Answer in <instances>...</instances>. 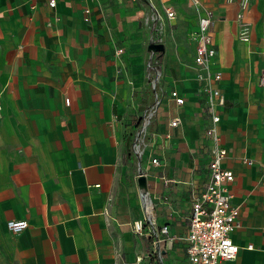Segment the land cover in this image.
<instances>
[{"label":"crops","instance_id":"1","mask_svg":"<svg viewBox=\"0 0 264 264\" xmlns=\"http://www.w3.org/2000/svg\"><path fill=\"white\" fill-rule=\"evenodd\" d=\"M48 2L0 0V264H135L138 257L157 264L151 241L132 228L143 216L130 143L152 102L145 97L150 10L137 0ZM152 2L175 14L161 34L160 72L172 77L159 84L141 164L153 218L173 239L163 264H187L191 202L208 177L207 98L190 39L207 12L216 49L210 65L226 100L218 125L223 168L234 174L229 189L241 221L232 234L238 255L220 264H264V0ZM171 90L182 107L169 100ZM175 116L181 124L171 129ZM8 221L27 227L13 233Z\"/></svg>","mask_w":264,"mask_h":264},{"label":"built area","instance_id":"2","mask_svg":"<svg viewBox=\"0 0 264 264\" xmlns=\"http://www.w3.org/2000/svg\"><path fill=\"white\" fill-rule=\"evenodd\" d=\"M51 8L55 7V0H48ZM147 6L150 14L144 18V24L148 27V51L145 69L154 73L153 100L142 111L136 130L132 135L130 153L137 164V185L139 189V204L142 210V219L132 224L133 232L137 237H147L151 241L150 257L155 259L157 264H163L162 252L172 242L169 235V228L165 225L157 226L153 218V206L148 199L146 188V174L142 169L143 146L149 135V130L156 117L157 110L161 104L157 92V84L162 74L155 69V62L163 52L164 44L161 34L165 26V20H173L175 14L172 10L164 8L162 12L155 6L152 0H137ZM194 2V0H192ZM243 7L245 4L242 5ZM89 14V10H85ZM212 15L207 12L200 16L197 22V29L190 36L195 43L193 63L195 67V80L200 84L203 94L207 98V113L209 125L206 128V135L212 141V146L207 151V182L201 192L191 202L190 214L188 217V232L185 241V255L187 264H220L236 259L239 246L232 238V234L241 228L239 219V208L232 203V196L229 186L234 181L232 171L223 168V162L227 151L221 144L218 125L220 124V112L223 110L226 100L219 88L221 74L215 71L210 63L216 54L211 34ZM242 36H245L243 33ZM123 50H118L119 56ZM149 72V71H148ZM259 85L264 88V72L259 77ZM169 100L176 107L184 105V98L180 97L176 90L169 92ZM69 102H66V104ZM181 124L179 116L173 117L169 127L174 129ZM151 164H158L153 158ZM251 165V161L245 162ZM27 227L25 221H8L7 228L13 233H19ZM251 249V247H248ZM135 264H145L142 257L136 258Z\"/></svg>","mask_w":264,"mask_h":264},{"label":"rangeland","instance_id":"3","mask_svg":"<svg viewBox=\"0 0 264 264\" xmlns=\"http://www.w3.org/2000/svg\"><path fill=\"white\" fill-rule=\"evenodd\" d=\"M163 54L164 53L162 52L160 54V56L157 58V60H156V62L154 64L155 65V69H157L159 71H160V67H161L162 63L164 62V57H163L164 55ZM180 61L183 62V63H187L186 59H181ZM148 71H147V69H145V88H146L145 97L148 100L152 101L153 100V86H154L155 80H154L153 71L152 70H148ZM165 76H167L168 79L172 77L171 74H166ZM165 76L162 74L161 78L159 79V82L157 84V92H158V89H159V84L160 83L161 84L165 83V81H166V79H165L166 77ZM166 97H168V96H166ZM184 261L186 262V260H184ZM184 261H182L180 264H185Z\"/></svg>","mask_w":264,"mask_h":264}]
</instances>
